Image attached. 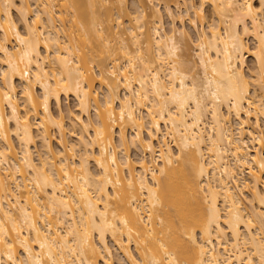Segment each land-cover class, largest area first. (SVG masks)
Wrapping results in <instances>:
<instances>
[{
	"label": "bare ground",
	"instance_id": "obj_1",
	"mask_svg": "<svg viewBox=\"0 0 264 264\" xmlns=\"http://www.w3.org/2000/svg\"><path fill=\"white\" fill-rule=\"evenodd\" d=\"M125 1L0 0V264H264V0L178 1L199 72Z\"/></svg>",
	"mask_w": 264,
	"mask_h": 264
},
{
	"label": "rangeland",
	"instance_id": "obj_2",
	"mask_svg": "<svg viewBox=\"0 0 264 264\" xmlns=\"http://www.w3.org/2000/svg\"><path fill=\"white\" fill-rule=\"evenodd\" d=\"M178 1L179 0H127V1H125L126 3H122L125 5L123 9L121 7V10L120 9H119V11L115 10L116 13L119 12V15H116L112 6L110 4H107L106 6L101 8V11L107 12V8L109 6H111L110 8H112V9L110 11V8H109V12H111L112 14L111 13L110 14L111 15L115 14L117 17L120 16V14H121V16H122L121 20L123 21V23L121 25H117L116 24L117 20L114 22V20L116 19L115 18L116 16H113L114 18L111 16V18H112V20H111V19H109V17L107 18V15H109V12H107L106 14L104 12V14H102V16L100 18L102 21L101 26L104 27L105 31H108V28L111 26H113V27L115 26V28L118 26L117 30H119L120 34H122V37H125L130 42V37L128 34L127 27L129 25H133V26H135V29L138 28L137 14L141 13L140 10L143 11V9H142V7H143L144 12L146 14L145 25H144L143 30L145 29L146 32H148V29H149L148 27H149L150 23H152L153 20H154L153 22H157L159 20L158 24H161L166 32L170 33L172 31H175L176 36L179 40V44H180L179 53H180L181 57L189 64L190 67L194 66L195 70L197 72H199V67L197 65L198 64V56H197L198 49L195 45V43L197 42V33H196L197 31L191 27V25L189 24L188 21L181 20L182 17H180V16L182 14H186V13H185L184 5L178 4ZM186 1L187 2L192 1L198 5L200 4V0H186ZM140 5H141V8L138 9L140 7ZM168 6L170 7L171 11L173 12V16H171L169 14V12L167 10ZM115 9H117V8H115ZM112 10H113V12H112ZM137 10H138V13L136 12ZM135 13H136L137 19L134 18ZM204 13L206 15L204 25L207 26L208 24L212 23L213 19H214L212 10L208 4L204 5ZM184 16H185V18L188 17L187 15H184ZM186 20H187V18H186ZM58 23H60V22H58ZM197 27H199V28L201 27L199 20H197ZM136 30H137V32H140L142 30V28H138ZM146 35L147 34H145V36L141 37V39L145 40ZM246 40H247L248 45H250L251 47L254 46L255 41L252 37H249ZM142 46H143L144 50L146 51V47H147L146 43L142 44ZM86 50L89 53H91V55L95 54V53L98 54V55L95 54L96 60L98 59L97 61L100 62L102 66H104V67L110 66V64H109L110 60H109V58H107V55H108L107 53H105V52H103V53L102 52L101 53L100 52H93L91 44L87 47ZM150 54H152V52ZM252 66H253L252 58L250 56H246V70L252 68ZM37 92H38V90H37ZM62 108L66 111L68 109L77 111V100L75 99V97H73L72 95L69 97L63 96ZM141 111H142L141 114H145V110L142 109ZM68 128H69V125H68ZM259 130H261L262 134L264 135V120L263 119H261ZM132 133H133L132 130L127 129V134L129 137L132 135ZM69 138H70L71 142H74V141L76 142V140H77V136L73 133L69 134ZM116 139L118 140V137H116ZM167 140L170 142L172 147L175 148V146L173 144L174 142L172 141L170 136H167ZM257 147L261 148L260 145H257ZM36 149H38V150L40 149L39 144L36 148H34V155L35 156L37 155ZM262 149L264 150V146H262ZM131 154H132V157H136V152L134 150L131 152ZM243 176L247 179V172L246 171H245V174ZM238 192H239L244 204L246 206H250L251 202H252L250 191L246 188L240 187V189H238ZM110 243H112V242H110ZM111 246H112V250H113L112 261L115 264H120L122 256L119 253V251L113 246V244ZM117 255H119L120 259L118 258ZM117 259H119V261ZM100 263L104 264L103 262H100Z\"/></svg>",
	"mask_w": 264,
	"mask_h": 264
}]
</instances>
